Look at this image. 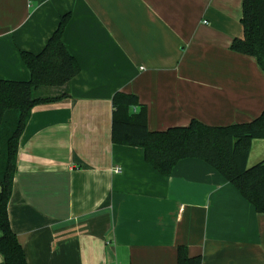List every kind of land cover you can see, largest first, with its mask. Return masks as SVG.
Masks as SVG:
<instances>
[{
  "label": "crops",
  "instance_id": "obj_1",
  "mask_svg": "<svg viewBox=\"0 0 264 264\" xmlns=\"http://www.w3.org/2000/svg\"><path fill=\"white\" fill-rule=\"evenodd\" d=\"M67 13L80 71L68 98L31 110L7 206L26 263L177 264L183 246L201 264H264V213L216 170L184 159L163 177L111 141L116 92L146 107L149 131L261 114L264 73L230 50L242 0H0V79L29 80L20 52L40 53ZM262 161L253 140L247 165Z\"/></svg>",
  "mask_w": 264,
  "mask_h": 264
},
{
  "label": "trees",
  "instance_id": "obj_2",
  "mask_svg": "<svg viewBox=\"0 0 264 264\" xmlns=\"http://www.w3.org/2000/svg\"><path fill=\"white\" fill-rule=\"evenodd\" d=\"M70 18V13L60 17L57 29L40 53L20 52L29 80L0 79V255L4 264H27L7 211L20 136L35 106L70 96L68 84L80 71L62 40ZM241 25L243 36L233 39L230 50L255 58L264 73V0H242ZM111 105L114 145L141 149L144 161L163 177L170 176L181 160H201L231 184L257 213H264V161L247 165L252 141L264 140V109L257 118L241 124L208 126L193 119L187 126L149 131L146 107L135 95L116 92ZM177 264H201V258L189 257L181 246Z\"/></svg>",
  "mask_w": 264,
  "mask_h": 264
},
{
  "label": "built area",
  "instance_id": "obj_3",
  "mask_svg": "<svg viewBox=\"0 0 264 264\" xmlns=\"http://www.w3.org/2000/svg\"><path fill=\"white\" fill-rule=\"evenodd\" d=\"M120 172H121V171H120L119 168H115V169H114V173H115V174H119Z\"/></svg>",
  "mask_w": 264,
  "mask_h": 264
}]
</instances>
